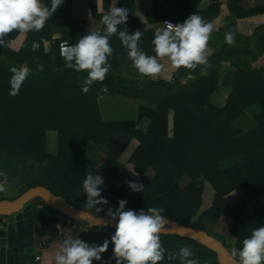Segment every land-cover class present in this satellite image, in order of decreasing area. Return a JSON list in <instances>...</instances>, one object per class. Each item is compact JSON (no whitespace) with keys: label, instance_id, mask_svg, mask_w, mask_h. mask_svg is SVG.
Instances as JSON below:
<instances>
[{"label":"trees","instance_id":"16d2710c","mask_svg":"<svg viewBox=\"0 0 264 264\" xmlns=\"http://www.w3.org/2000/svg\"><path fill=\"white\" fill-rule=\"evenodd\" d=\"M135 1L121 2L120 7L126 8L129 15L128 20L118 26V32L127 27L129 31L132 26L139 25L135 16ZM154 1L155 9L160 10V3ZM39 2L44 8H50V0ZM240 2L230 0L227 5H216L214 0H184L180 7L173 8V16H163L164 20L179 23L182 21L177 18L178 13H194L213 25L222 10L229 8L238 19L247 21L252 18L257 23L253 32L243 36L242 48H235L226 42L221 50L210 53L206 65H199L196 69L181 67L171 82L148 81L151 86L166 88L160 100L156 96H148L145 87L136 88L140 79L134 76L133 66L124 69L117 64V57L126 50L117 34L109 39L113 53L108 58L111 67L105 79L93 82L87 93L82 91L87 70L77 72L66 67L60 54V40L54 42L49 53L43 46L44 41L52 40L56 33L63 34L60 39H68L65 0L41 31L5 34L13 38V43L0 46V168L18 172L24 180L18 186L23 192L35 186H45L56 195L64 196L73 206L86 210L83 181L87 171V145L89 141L106 145L110 149L108 164L112 180V185L104 193L108 202L118 205L120 199H126V208L129 209L158 208L162 216L202 228L218 239L213 232L215 225L221 216L231 217L239 250L253 229L264 226V67L255 63L256 57L251 53L255 41L259 54H264V5L245 10L239 6ZM96 16L102 19L103 14ZM212 33H215L214 30ZM143 37L146 45L144 52L155 55L153 37L148 34ZM79 39L71 42L75 45ZM37 44L39 47L35 49ZM229 56L232 60L223 85L232 87L233 91L227 106L218 108L211 103V95L219 92L221 63ZM20 66L26 67L30 75L19 94L11 96L13 68ZM103 87H107L112 94L155 104L158 117L167 119L169 110L175 111L173 138L151 136L131 158L136 171L142 176V180L137 182L144 185L142 192L128 187L126 181L135 180L118 162L112 148V129L103 122L98 105V92ZM255 104L263 110L257 117L258 126L239 136L240 131L234 128L233 121ZM49 130L59 133V152L56 156L47 153ZM243 155L250 159L248 174L237 168L236 173L230 175L221 169L223 160ZM151 167L155 169V175L147 176ZM185 175L194 181L204 176L207 185L196 187L192 183L183 188L180 181ZM4 187L0 182V188ZM209 189L212 190L213 201L206 207L205 197ZM3 199L6 196L2 191L0 200ZM47 211L69 218L41 198L31 200L22 211L12 216L0 215V224L4 223V218L15 221V224L4 223L7 226L0 229V254L4 255L8 243L28 233L36 220L44 221ZM69 219L88 224L84 220ZM56 221L42 222L41 228L46 225L51 234H56ZM94 228L115 232L114 228ZM160 241L165 249V258L158 264H180L179 250L184 246L192 250L190 258L197 259L199 264H219L216 252L195 240L176 234H160ZM32 244L30 241L22 245L28 248ZM174 252L176 257H171ZM103 256L106 259L112 256L111 244ZM235 258L239 259L238 256Z\"/></svg>","mask_w":264,"mask_h":264},{"label":"crops","instance_id":"0c3cea01","mask_svg":"<svg viewBox=\"0 0 264 264\" xmlns=\"http://www.w3.org/2000/svg\"><path fill=\"white\" fill-rule=\"evenodd\" d=\"M122 1L123 0H117L116 6L120 7ZM183 1L184 0H158L160 3V10L158 11L155 9L154 0L135 1V16L139 25L137 27L132 26L129 28L131 29L129 31L134 32L140 30L142 32L140 47L143 51L146 49L143 36L148 34L151 38H154L155 32L162 29L164 27L163 22L167 20H164L163 16L166 14L173 16V8L180 7ZM214 2L216 5H227L230 0H214ZM263 5L264 0H241L239 4V6L245 10H251ZM111 6L112 0H65L64 17L67 24V38L70 41H73V39L81 38L82 35L93 31L103 34L104 25L102 19L97 18L96 14L102 15L107 13ZM177 16V18L183 22L190 16V14L178 13ZM201 18L204 22L207 21V19L205 20V18ZM256 23L257 20L255 21V19L252 18L247 21L238 19L233 13H231L229 8H224L219 16L213 21L212 26L215 33L211 32L210 38L207 42V51L213 54L221 50L222 46L226 43L227 34L233 36V43H231V45L235 48H242L244 46L242 41L243 36H246L249 32H253ZM53 36H57V39H60L63 37V34L56 33ZM238 38H240V42L238 41ZM54 42L55 41L53 40L44 41L43 46L45 52L49 53L52 50ZM255 45V41H253L251 53L256 57L255 63L264 67V54H259V50ZM38 47L39 45L37 44L35 49H38ZM117 59V64L121 65L124 69L128 66H132V61L128 57L127 48L120 53ZM158 60L163 67L161 73L155 79L141 75L136 69L133 73L136 78L140 79L136 88L140 89L141 87H145L148 96H156L157 100H160V98L164 97L166 88H157L155 85L151 86L148 81L158 82L161 80L171 82L179 69L173 68L171 62L167 58H158ZM231 60V56L223 58L221 63L220 89L219 92L211 95V103L218 108H225L227 106L230 95L233 91L232 87L223 85V79L230 67ZM101 90L98 92V105L103 122L106 126L112 129V148L118 157V162L125 167L127 173L136 182H140L142 176L136 171L135 165L131 162V158L138 147L144 142H147L151 136H167L173 138L175 111L174 109H170L167 119H164L157 116L156 105L151 102L143 103L139 100L136 101L123 95L112 94L110 91L105 97L99 98ZM262 111L261 106L255 104L247 108L242 116L233 121L232 125L234 128L240 131L239 136L249 133L258 126L257 117ZM58 138L59 133L57 130L47 131L46 149L48 154L53 156L58 154ZM109 152L110 149L106 145L97 144L92 141L88 142L86 177L89 174H99L103 176L104 184L101 185V188L103 189L101 193L102 197H104L105 191L112 185L108 164ZM220 167L224 172L230 175L235 174L237 168L248 174L250 171V159L246 155L238 156L223 160L220 163ZM146 174L147 176L155 175V169L153 167L149 168ZM0 182L2 185H5L3 189L5 195L8 191L13 192L20 189L19 187L6 184L3 179H0ZM206 182L207 180L204 176L194 181L189 175H185L182 177L180 185L184 188L193 183L196 187H202L203 185H207ZM22 193L23 191L21 190V194ZM84 194L86 196L84 207L90 214L107 217V211L109 208L114 209L118 207L117 204L111 202H108L106 205L93 204L89 206L87 194ZM6 199H14V197L6 196ZM212 201L213 193L212 190L209 189L206 191L205 206L209 207ZM47 213L44 221L36 220L28 233L21 234V237L18 240L7 244L4 255L0 254V263L55 264V254L63 247L66 238H80L89 244H100L103 243L105 239H110L113 234L110 230L94 228L81 221L73 222L69 218H65L60 214H54V212L50 214V212L47 211ZM54 219H57L55 225L56 234H51L48 230L49 227L46 225L41 228L42 222L49 223ZM3 221L4 223L7 222V224L11 222L15 224V221H11L9 218H4ZM4 223L0 224V229L7 226L4 225ZM233 223V218L223 215L213 229V232L220 237L219 239L224 243L225 247L231 252V254L233 249L239 247V240L232 231ZM30 241L33 242L32 246L25 248L22 245ZM173 255H175V252L170 256L173 257ZM94 264H100V262L94 261Z\"/></svg>","mask_w":264,"mask_h":264},{"label":"clouds","instance_id":"9594fccd","mask_svg":"<svg viewBox=\"0 0 264 264\" xmlns=\"http://www.w3.org/2000/svg\"><path fill=\"white\" fill-rule=\"evenodd\" d=\"M64 0H50V8H44L39 0H0V46L5 47L10 41L4 36L13 31L39 32L46 21L63 5ZM117 0H112L109 11L102 16L105 26L104 34L88 32L82 35L75 45L61 47V55L66 67L77 72L87 70V78L83 82L82 91L87 93L89 86L95 81H103L111 65L108 58L113 53L109 43L112 35L117 34L123 46L128 49V57L132 66L141 75L155 79L162 71L158 58H167L173 68L185 67L196 69L208 63L207 42L213 26L206 23L196 14L190 15L183 22L165 21L164 27L155 32L152 40L155 55L146 54L140 47L142 32L127 29L118 32V26L128 20L129 12L124 7H117ZM226 42L233 43V36L226 35ZM40 69H38L39 71ZM30 75L28 69L20 66L13 70L10 79L9 95L16 96ZM128 187L135 192H142L144 185L135 181H126ZM104 178L99 174H89L83 181L84 193L87 194L89 206L108 204L102 197L101 185ZM3 189L0 188V192ZM128 201L120 199L118 207L109 208L107 220L95 225L105 227L115 222V232L110 239L100 244H89L80 238H66L63 247L55 254V264H158L165 258V249L161 246L160 232L164 225L161 210L155 207L140 210L126 209ZM101 211V208H100ZM112 245V256L107 259L103 254ZM238 255V264H264V226L253 229L251 235L242 242V247L232 250ZM192 250L181 247L180 264H199Z\"/></svg>","mask_w":264,"mask_h":264},{"label":"water","instance_id":"95a60500","mask_svg":"<svg viewBox=\"0 0 264 264\" xmlns=\"http://www.w3.org/2000/svg\"><path fill=\"white\" fill-rule=\"evenodd\" d=\"M0 179H3L6 184L16 187L24 183L23 178L16 170H10L8 168H0ZM36 198L43 199L48 205L67 217L76 220H84L93 227H97L95 225L101 223L102 220L108 219V217L96 216L90 214L86 210L73 206L64 196L56 195L45 186L29 188L14 199L0 200V215L12 216L19 213L24 209L28 202ZM105 227L115 229V222L110 221ZM160 234H176L181 237L195 240L196 242L214 250L217 254L219 264H238V259L227 250L224 243L202 228L184 225L176 220L164 217V225Z\"/></svg>","mask_w":264,"mask_h":264},{"label":"built area","instance_id":"2783aa9c","mask_svg":"<svg viewBox=\"0 0 264 264\" xmlns=\"http://www.w3.org/2000/svg\"><path fill=\"white\" fill-rule=\"evenodd\" d=\"M165 21H170V22L176 23V22H174L173 20H170V19H167ZM165 21L163 22V25L165 24ZM4 39H5V41H10V44L13 43V38L10 35H5L4 36ZM52 40L53 41L60 40V43H59L60 54H61V47H62V45L63 46H68L69 44L73 45V43L69 39H65V38L64 39H59V38L57 39V36H53L52 37ZM108 93H109L108 88L107 87H103L102 90H101V92H100V94H99V98L105 97ZM173 257H176V255H173Z\"/></svg>","mask_w":264,"mask_h":264},{"label":"rangeland","instance_id":"374dc122","mask_svg":"<svg viewBox=\"0 0 264 264\" xmlns=\"http://www.w3.org/2000/svg\"><path fill=\"white\" fill-rule=\"evenodd\" d=\"M21 194V189H17V190H15V191H13V192H6V195L5 196H10V197H17L18 195H20ZM88 225V224H87ZM219 237V236H218ZM220 238V237H219Z\"/></svg>","mask_w":264,"mask_h":264}]
</instances>
